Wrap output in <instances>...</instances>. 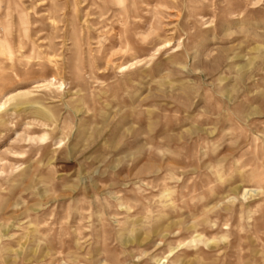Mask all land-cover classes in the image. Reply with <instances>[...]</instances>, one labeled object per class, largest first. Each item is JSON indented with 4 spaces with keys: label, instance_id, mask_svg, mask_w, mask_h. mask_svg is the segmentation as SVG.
I'll return each mask as SVG.
<instances>
[{
    "label": "rangeland",
    "instance_id": "1",
    "mask_svg": "<svg viewBox=\"0 0 264 264\" xmlns=\"http://www.w3.org/2000/svg\"><path fill=\"white\" fill-rule=\"evenodd\" d=\"M0 264H264V0H0Z\"/></svg>",
    "mask_w": 264,
    "mask_h": 264
},
{
    "label": "bare ground",
    "instance_id": "2",
    "mask_svg": "<svg viewBox=\"0 0 264 264\" xmlns=\"http://www.w3.org/2000/svg\"><path fill=\"white\" fill-rule=\"evenodd\" d=\"M119 1V0H118ZM120 2H121V0H120Z\"/></svg>",
    "mask_w": 264,
    "mask_h": 264
}]
</instances>
